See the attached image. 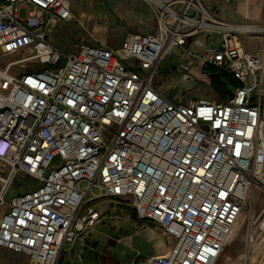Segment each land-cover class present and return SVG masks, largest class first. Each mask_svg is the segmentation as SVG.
<instances>
[{"label":"built area","instance_id":"1","mask_svg":"<svg viewBox=\"0 0 264 264\" xmlns=\"http://www.w3.org/2000/svg\"><path fill=\"white\" fill-rule=\"evenodd\" d=\"M143 1L154 33L128 31L118 49L65 52L49 35L74 20L70 0H0V53L17 56L0 68L9 87H0V247L29 264H58L64 244L98 222L86 201L101 197L129 198L171 239L142 264H214L252 188L264 192V49L246 52L240 41L264 27L219 21L200 0ZM213 34L214 48L188 49ZM174 49L180 80L196 64L208 80L214 67L237 82L231 95L182 103L177 91L157 90ZM19 172L38 185L6 202Z\"/></svg>","mask_w":264,"mask_h":264},{"label":"rangeland","instance_id":"2","mask_svg":"<svg viewBox=\"0 0 264 264\" xmlns=\"http://www.w3.org/2000/svg\"><path fill=\"white\" fill-rule=\"evenodd\" d=\"M75 2L77 10L80 11L78 1ZM83 4L86 15L82 20L77 18L73 24L58 25L51 34L54 43L61 50L73 52L84 43L87 38L85 29L90 21L92 23L94 20L97 25H103V29L111 31L105 38L111 47L119 46L122 31L149 32L155 28L150 18V10L143 0H83ZM26 11V6L20 8L19 17L24 18ZM91 13L94 14V17L91 16L92 20ZM144 15L147 16L143 17ZM197 40L189 46L190 51L202 55L206 48H214L212 37L207 40L199 37ZM245 42L249 47H257L262 43L258 38L246 39ZM16 57L0 53V68H4ZM179 57L174 49L162 60L154 81L163 87L168 95L177 91L175 98L182 103L198 99L221 100L210 87V80L201 77L198 64L189 73L192 76L190 79L180 80L181 82L176 84L166 81L165 78L172 73ZM12 72L19 73L21 69L16 66L10 70V73ZM0 87L5 88L3 92L9 88L3 84ZM224 89L227 91L225 86ZM35 185H38L37 181L19 172L7 188V197L23 193ZM86 204L94 206L100 212V218L89 232L81 233L73 243L65 246L61 264H140L147 257L164 253L171 245V239L158 223L136 216L129 198L101 197L90 199ZM262 217L264 192L254 186L215 264H264V230H258ZM245 254L251 255L252 261L245 260ZM23 257L27 264L25 256Z\"/></svg>","mask_w":264,"mask_h":264},{"label":"crops","instance_id":"3","mask_svg":"<svg viewBox=\"0 0 264 264\" xmlns=\"http://www.w3.org/2000/svg\"><path fill=\"white\" fill-rule=\"evenodd\" d=\"M75 1L76 0H70L71 11H72L73 15L75 16L74 20L76 21L77 18H79V20H82L86 15L83 0H77L78 1L77 5H79L78 9L80 11L77 10V7L75 6L76 5L75 3H77V2H75ZM200 1H201L202 5L204 6V8L214 18H216L219 21H222V22L227 23L229 25H235V26L264 27V0H200ZM72 5H74V8H72ZM93 15L94 14L91 13V15H90L91 20H92L91 16H93ZM145 16H147V15H144L143 17H145ZM151 16H152V14H151ZM150 18L153 20L152 24L155 25V28L153 31L145 32V31H139V30H127L124 33L122 31V33L120 34V43H119V46H117V47H111L106 43L105 38H106L107 34H109L111 31H109L108 29H105V28L103 29V25H97L96 20L92 21V23L90 21V23L87 25L88 28L85 29L86 30L85 32H87L86 41L82 44H92V45L101 44V45H105L111 49H118L124 40L126 32H128V31H133L136 33H141V34L154 33L156 31V23H155L153 16ZM73 21H71V22L58 21L53 25L51 32H50V35H49V40L57 48H58V46L56 43H54L53 36H51L53 30L58 25L67 26L69 23L73 24L72 23ZM199 37H203L205 40L212 37L214 40L213 47L217 46V44L220 41V35H218V34H213L207 38L204 37L203 35H199V36L195 37V39H193L191 42H189L188 48L192 43L197 42L198 41L197 39ZM253 38L260 39L262 41L261 45H259L257 47L256 46L249 47L245 41H246V39H253ZM240 41H241L242 48L246 52H255V51H261L262 49H264V35L257 34V33H243L240 35ZM209 48H212V47H209ZM62 51L68 52L66 50H62ZM177 52H178V55H180V51L177 50ZM180 59H181V56L179 57V60ZM165 79L167 82H169L171 84H173V83L176 84L177 82H181L179 75H177L174 72H172L171 74H168V76ZM155 87L157 90H159L161 92L164 91L163 87H161L159 84H157V82H155ZM0 173H1V175H5L6 171L2 168V169H0ZM7 194H8V192L6 191L5 196H4L6 202H8L10 200V198L14 196L13 195L9 198V197H7ZM6 208H7V205L0 207V217L6 211ZM99 215H100V212H99ZM87 232H89V231H87ZM69 244H71V243H65L64 244L62 251H61V254H60V259H59L58 264H61L62 252L64 251L65 246L69 245ZM166 251L164 253H166ZM164 253H162V254H164ZM20 255L25 256L27 264H29L26 255H24L22 253H16V252H13V251H10V250H7L5 248L0 247V264H26L24 261L25 260L24 257L20 256ZM156 255H160V254H156ZM10 257H11V259H9ZM143 261L140 262V264H142Z\"/></svg>","mask_w":264,"mask_h":264},{"label":"trees","instance_id":"4","mask_svg":"<svg viewBox=\"0 0 264 264\" xmlns=\"http://www.w3.org/2000/svg\"><path fill=\"white\" fill-rule=\"evenodd\" d=\"M209 80L210 87L214 90L216 95L222 98L221 100H226L231 95L232 89L237 85V82L230 74L214 67H210L209 69ZM224 86L227 88V91H225ZM225 92L227 93L224 97Z\"/></svg>","mask_w":264,"mask_h":264},{"label":"bare ground","instance_id":"5","mask_svg":"<svg viewBox=\"0 0 264 264\" xmlns=\"http://www.w3.org/2000/svg\"><path fill=\"white\" fill-rule=\"evenodd\" d=\"M75 17V16H74ZM89 196V195H88ZM89 199H92V198H89ZM233 229V228H232ZM258 230H264V217H262V219H261V221L259 222V225H258ZM231 232H232V230H231ZM231 232H230V234H231ZM230 234H229V236H230ZM228 236V237H229ZM227 237V238H228ZM254 238L251 236V240H253ZM244 257V259L245 260H248V261H252V256L251 255H246L245 254V256H243ZM215 264V263H214Z\"/></svg>","mask_w":264,"mask_h":264}]
</instances>
